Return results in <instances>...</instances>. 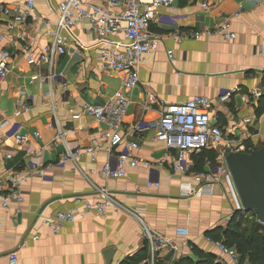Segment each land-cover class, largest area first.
<instances>
[{"label": "crops", "instance_id": "crops-1", "mask_svg": "<svg viewBox=\"0 0 264 264\" xmlns=\"http://www.w3.org/2000/svg\"><path fill=\"white\" fill-rule=\"evenodd\" d=\"M26 1L0 0V8ZM34 1L36 21L9 30L7 19H0V63L5 62L10 68L0 84V123L10 125L0 127V175L16 170L29 175L23 187L24 202L13 204L10 210H0V264H10L13 253L18 256L17 264H106L104 255L109 249L113 250L111 264H151L143 228L125 209L137 212L153 231L177 244V253H164L162 262L177 263L182 258L197 262L200 258L196 250L215 256L216 263L228 264V259H220L218 251L207 242L209 233L227 229L234 213L228 186L220 179L212 193L187 196L190 184L199 186L186 175L172 172L175 153H170L164 168L157 166L163 160L166 145L155 137L162 104L176 105L205 96L212 102V117L234 145L241 143L245 151L264 145V115L257 117L255 112L264 92V2L174 0L171 7L161 10L158 23L153 26L162 36L161 45L144 57L141 82L126 93L130 105L121 128L127 140L139 144L135 156L140 164L128 168L125 178L108 181L98 174L86 178L79 171L102 169L109 162L106 150L99 153L95 163L85 156L78 166H55L43 178L30 169L54 166L64 154L65 147L56 140L57 125L71 149L98 142L107 127L93 117L74 120L73 115L86 104L106 105L122 91L124 75L107 69L100 60L86 22L70 31L67 55L56 57L52 67L41 62L43 50L51 43L47 30L54 29L59 5L65 0ZM91 3L103 5L101 1ZM224 21L229 22L237 40L226 41L215 35L177 42L171 36L176 32L214 31ZM27 34L31 39L23 41ZM112 40L125 43L121 35ZM79 44L89 49L79 53ZM29 57L34 58L33 64L28 62ZM50 74L54 75L53 81L47 79ZM253 91L261 96L254 97ZM226 92L232 93V98L221 102L220 97ZM148 93L155 95L158 103L144 110ZM18 104L29 110L18 114ZM137 122L147 123L150 128L131 134L130 127ZM15 125L22 134L31 136L28 143L18 145L10 137V128ZM35 132L41 134V139L32 137ZM225 150V146L208 150L217 155L214 162L208 157L211 155L192 156L194 172V167L199 171L214 170L223 161ZM8 155L12 158L8 159ZM149 182L160 186L149 188ZM137 188L142 189L140 194L136 193ZM100 189H107L124 209L117 213L108 211L106 215L89 213L66 225L59 235H50L44 218L99 203ZM36 237L38 240H34Z\"/></svg>", "mask_w": 264, "mask_h": 264}, {"label": "built area", "instance_id": "built-area-1", "mask_svg": "<svg viewBox=\"0 0 264 264\" xmlns=\"http://www.w3.org/2000/svg\"><path fill=\"white\" fill-rule=\"evenodd\" d=\"M91 1H101L103 5H95ZM264 2V0H256ZM174 0H65L58 8V19L53 30H47L51 37V43L43 50L40 61L53 66L54 60L58 56H64L69 53L68 43L70 40V31L80 23H88L90 32L94 36V48L98 49V57L105 63L107 69L123 73L122 91H120L106 105L95 107L84 105L80 112L73 115L74 120H79L83 116L93 117L95 120L104 124L107 129L102 131L99 141L85 148L71 149L66 141V135L62 132L59 125L58 136L56 140L65 147V152L58 160L56 165H49L37 170L31 166V171L45 177L52 168H64L69 163L78 166L82 157H88L91 163L97 161L98 155L106 150L109 156V162L100 170L90 169L84 171L79 169L82 175L89 178L98 174L106 180H115L125 178L128 168H136L140 161L136 158L135 152L139 150V144L135 141L127 140L122 134L124 119L127 115L130 100L127 92L133 91L141 82L140 71L143 59L146 55L157 51L162 42V36L154 31L153 26L158 23V18L162 9L173 5ZM209 8L208 4L204 5ZM7 19L5 23L9 30H14L19 25H24L28 21H36V5L34 0H28L26 3L16 4L11 7L0 8V19ZM68 34V36H67ZM121 35L125 43L112 40V37ZM220 36L226 41L237 40V34L230 30L228 21L219 24L214 31H185L176 32L171 36L177 42L184 40H200L204 36ZM31 35L27 34L23 41H29ZM79 51L88 50L89 47L83 44L78 45ZM264 56V47L262 48ZM173 58V55H170ZM28 62H35L33 57L28 58ZM10 68L5 62L0 63V84H2ZM48 80L53 81L54 75L50 74ZM253 96L258 98L261 94L253 91ZM232 98V93L226 92L220 97L221 102H227ZM158 103L155 95L148 93L143 105L144 110L149 109V105ZM19 111H28V107L18 104ZM212 102L205 96H196L181 104H162L161 118L158 122V131L155 140L164 142L166 151L162 162L158 163L159 168H164L170 157V153H175L174 161L171 163V170L174 173L186 175L199 187L195 188L191 184L186 188L187 196H200L212 193L214 186L220 179L228 186L230 196L234 203V213L229 218V223L235 219L241 222L245 219L255 220L257 224L264 229V222L257 219L256 215L247 211L241 204L237 191L235 189L232 177L225 162V157L231 152H246L241 143L234 145L231 139L226 137L224 129L212 117ZM8 122H1V128H7ZM150 128L149 124L137 122L130 127L131 134H141ZM10 137L18 145L26 144L31 136L24 135L19 128L12 126L9 131ZM32 137L41 139V134L35 132ZM126 139V140H125ZM107 144V145H106ZM106 145V146H105ZM123 146L122 150H117ZM225 146L223 153L224 159L214 170L194 172L191 162L192 156L209 149ZM8 159L12 155L7 156ZM149 169H154L152 165H147ZM79 168V167H78ZM29 175L22 170H16L6 175H0V210H10L13 204L20 205L24 202L23 187L28 183ZM149 188L159 187V183L149 182ZM141 188L136 189L140 194ZM98 195L101 201L97 204L88 203L83 209H74L71 211H58L52 217L44 218L43 223L50 235H59L62 229L77 220L84 219L89 213L100 215L108 214V211L120 212L124 209L122 205L115 200L107 189H100ZM142 226L143 235L150 250L151 264H176L175 260L162 262L164 253L176 252L177 244L169 237L153 231L145 222V219L135 211L125 209ZM39 237L34 238L38 240ZM219 254L220 259H228V264H249L244 261L235 248L227 246L223 241H215L207 238ZM18 256L11 254L10 264H17ZM222 262V261H221Z\"/></svg>", "mask_w": 264, "mask_h": 264}, {"label": "trees", "instance_id": "trees-1", "mask_svg": "<svg viewBox=\"0 0 264 264\" xmlns=\"http://www.w3.org/2000/svg\"><path fill=\"white\" fill-rule=\"evenodd\" d=\"M255 112L257 117L264 115V92L255 107ZM245 144L250 148L248 143ZM246 152L250 151L247 150ZM202 153L206 156L211 155L208 157L213 162L217 156L208 150H204L199 154ZM194 169L197 172H202L195 167ZM209 238L215 241H223L227 246L235 248L242 259L248 261L249 264H264V229L257 225L254 220L245 219L241 222H236L234 219L229 223L227 229L209 233ZM195 252L199 255V261L196 262L191 258H182L176 264H219L215 262V256L203 255L196 250ZM122 264H129V262L125 261Z\"/></svg>", "mask_w": 264, "mask_h": 264}, {"label": "water", "instance_id": "water-1", "mask_svg": "<svg viewBox=\"0 0 264 264\" xmlns=\"http://www.w3.org/2000/svg\"><path fill=\"white\" fill-rule=\"evenodd\" d=\"M225 162L242 206L264 222V145L250 152H231ZM104 257L111 264L113 250Z\"/></svg>", "mask_w": 264, "mask_h": 264}]
</instances>
